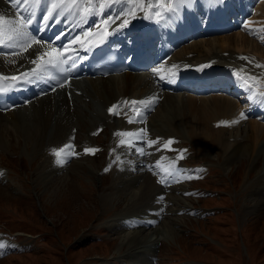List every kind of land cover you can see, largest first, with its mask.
<instances>
[{"label": "rangeland", "instance_id": "obj_1", "mask_svg": "<svg viewBox=\"0 0 264 264\" xmlns=\"http://www.w3.org/2000/svg\"><path fill=\"white\" fill-rule=\"evenodd\" d=\"M2 1L0 13L8 15ZM86 97L77 91L72 98L91 105L92 99L85 101ZM81 110L86 123L70 120L62 139L39 135L43 121L38 115L37 121L27 116L25 124L38 128V142L25 143L22 135L17 139L13 135L6 148L0 146V235H8L6 240L0 238V264H264V141L251 169L247 156L227 159L211 142L201 148L184 136H173L167 148L174 155L168 154L173 171L164 177L173 174L176 179L160 182L163 156H153L156 147L145 151L153 173L145 175L160 190V197L152 196L150 202H159L160 208L150 209L149 221L141 212L145 208L136 207L122 217L128 207V190L117 182V174L124 173L119 169L120 157L113 156L119 152L112 154L110 149L115 127L107 121L91 123L92 113L84 107ZM52 121L51 117L48 124ZM214 129L232 131L221 125ZM225 131L222 137L228 138ZM147 132L152 141L166 138L153 130ZM64 140L76 143L71 151L76 155L70 152V158L58 163L52 150L68 145ZM134 151L119 154L125 162L143 161L139 160L143 156H137L141 153ZM179 198L184 202H177ZM132 218L149 222L141 227L144 236L165 229L163 222L175 232L169 240L136 239L133 248L127 249L128 238L123 244L120 239L130 231L124 224Z\"/></svg>", "mask_w": 264, "mask_h": 264}, {"label": "bare ground", "instance_id": "obj_2", "mask_svg": "<svg viewBox=\"0 0 264 264\" xmlns=\"http://www.w3.org/2000/svg\"><path fill=\"white\" fill-rule=\"evenodd\" d=\"M49 1L41 0L39 5L41 12L48 13L51 9ZM84 1L79 0L80 3ZM149 3L153 6L149 7ZM168 3L169 0H90L93 12L85 17L84 23L86 24L92 23L100 13L103 17H112V23H115L117 29H121L122 27H119L121 22L127 19L128 24L123 25V27H127L123 36H128L141 30L150 29L152 25L150 20L154 13L159 12L162 15L167 12L164 23L170 31L174 32L171 26H179L182 33L188 35L186 40L176 38L177 45L170 49L168 56L161 61L152 62L147 70L124 71L118 75L105 77L82 75L64 85H60L62 81H59L53 91L49 90L43 95L40 94L39 97L36 94L30 97L27 106L22 102L21 105L9 106L0 110L1 148L2 145L6 148L10 139H14V137L17 139V135H22L25 143L32 144L34 139L38 142V128L33 129L25 124L27 116H35L37 121L38 115L43 121L42 126L38 129L39 135L46 133L50 136L53 134L62 139L65 136L63 135L64 132L70 127L68 125L70 120L72 122L78 121L79 125L86 123L82 120L81 109L82 107L87 108V111H90L94 116L93 118L91 115V123L98 120L104 121V123L107 121L114 125L112 127H115L113 129L116 132L115 138H118L117 141L114 138V142H117L114 153L119 151L125 153L124 149L131 152L135 150L136 153L141 152L143 158L141 157L139 160L144 159L143 161L135 162V159H132V162H125V159H121L123 165L119 169H122L124 173L120 171L119 175L117 174L119 176L117 182L120 180L119 184L128 190V196L125 197L128 207H125L121 216H125L126 213L131 214L137 210L136 207L145 208L144 211H140L145 214L144 216H147L148 221L153 216L152 210L159 207V202H154L153 205L150 198L160 195V190L158 189L159 184L158 186L155 185L154 180L145 175L146 171L153 174L152 169L149 168L150 162L147 164L149 158L145 156V151L153 152L151 148L156 147L157 151L153 152V156L162 158L164 146L163 141L160 142V145H158V140L152 141L150 139L152 135H149L147 131L153 130L160 136L164 135V137L184 136L201 148L211 142L217 146L220 156L227 159L232 160L234 157L244 158L247 156L248 167L253 169L255 167L254 156H259L257 148L264 141V103L259 102V97L264 91V0H224L223 5L211 2L214 10L219 12L223 18L226 17L221 23H211L208 19L211 6L205 5L208 4L207 0H195V2L189 0L187 4H184V9L180 10L179 6L175 12H169L166 9L175 6L176 1H173L170 6ZM236 3L241 6L240 11L236 13L245 10L243 16L235 17L232 14L233 4ZM255 4L261 5L254 7ZM0 5L2 4L0 3ZM0 7L3 8L4 6ZM33 7L36 8V5ZM225 7L230 8L231 12L228 16L223 13ZM27 15L28 10L23 11L22 16ZM57 15L58 11L47 21L44 19L47 24L38 37L49 41L53 36L63 33V37L54 41L53 44L64 49L67 44V47L71 46L76 51L77 43H70L68 37L79 32L83 25L82 17H78L72 23L73 17L70 15L61 16L59 21L53 23ZM4 16L8 17L9 15ZM10 18L14 19L11 16ZM219 19H221L219 16L215 18V20ZM70 23H72L71 26ZM211 25L214 26L215 30L204 35ZM3 26L5 35H12L9 31L11 26L8 25L6 19ZM192 28L198 31L191 34ZM227 28L228 32H226ZM24 29L27 31L25 26ZM28 37L29 39L23 43V46L18 45V51L9 47L2 48L13 52L14 55L10 59L0 58V73L17 71L21 67L20 64L29 61L35 51L50 52L51 47L38 40L39 43L34 42L29 52L23 55L22 50L30 41L36 40V36L31 37L28 34ZM55 51L59 52L60 48H55ZM48 55L50 56L51 53ZM37 60L38 57L36 56L30 62ZM205 60H213L223 66V69L218 71L216 75L224 77L229 82L228 92L219 86L205 85L204 81L199 79L190 84L174 79L178 75L177 73L183 70L180 67L183 63H199ZM41 65L42 62H39L38 67ZM173 65L175 67H172ZM177 83L182 85L181 92L174 90ZM77 91L88 95L85 101L92 99V104L89 106L75 102L72 97ZM235 96L238 98H234ZM135 98L143 101L144 103L141 104L145 106L144 112H141L137 119L131 117L132 113L129 110H123L132 107L129 101L132 102ZM240 99H243L242 105L239 103ZM113 106H117L115 113H110L109 108ZM261 107L263 110H260ZM152 110L153 112L148 115V112ZM241 113H244L243 117ZM125 116L128 117L127 120ZM147 116L149 117L147 118ZM51 117L53 121L49 125ZM232 121L236 122L232 123ZM217 125L232 128V131L214 129ZM10 129L15 132L11 133ZM224 131L229 132L228 138L222 137ZM231 132L234 133L231 134ZM50 166L51 169H55V166L53 167L51 164ZM158 171L161 172V176H159L161 182L165 180L164 175L169 170L159 169ZM123 178L126 180L122 181ZM176 201L184 202L180 198ZM116 218L120 217L117 216ZM148 221H145L144 218L139 220L132 218L128 223L125 222L124 225L130 226L131 229L123 233L120 240L122 243V240L128 238L124 242L127 249L142 239H145L146 242H150L152 238L169 240L174 234V230H171V227L163 222L162 225L165 229L158 228L150 235L144 236L141 227ZM136 239L139 240L135 241Z\"/></svg>", "mask_w": 264, "mask_h": 264}, {"label": "snow or ice", "instance_id": "obj_3", "mask_svg": "<svg viewBox=\"0 0 264 264\" xmlns=\"http://www.w3.org/2000/svg\"><path fill=\"white\" fill-rule=\"evenodd\" d=\"M9 2L14 6H18L21 4L27 5L29 3L36 5L39 4L41 2V0H9ZM50 2H52V8L56 9V8H60L61 10H63L64 7H67V5H64L62 2L61 3H56L54 2V0H50ZM189 2V0H176V4L173 7H169L168 9H166L169 12H175L176 8L179 6H182L184 4H187ZM211 2L213 4H222L224 3V0H211ZM153 5L151 3H149V7H152ZM55 13L52 10L48 11V15L44 17L45 21H47L48 19L52 18V16ZM154 15L159 16L160 13L156 12L154 13ZM5 21V17L4 15L0 14V32L3 31V24ZM30 17L28 16H22L20 20H16V19H8L7 23L8 25H10L11 27L9 28V31L12 33V35H10L8 37V43H5V41L3 39H0V47H9V48H13L15 50H19L18 45L23 46V43L29 39L28 34L26 32V30L23 28V24L25 23H30ZM107 23V21H105ZM128 24V20L124 19L121 22V25L119 27H122L123 25H127ZM119 30V28L117 29ZM36 43H39V41H36ZM68 59V57H64L62 59H60L57 63V67L59 68L60 65H62L63 63L66 62V60ZM75 61L73 60V63ZM49 63H51V61H49ZM172 67H175V65H173ZM60 71H63V68L59 69ZM157 71H159V69H157ZM23 76L25 77V79H23V82L25 83H31L32 79H38L40 77V72L38 71H32L31 73V77L28 78V73H24ZM11 79L13 80H19L20 78L17 76H13ZM5 92V89L3 86H0V94H3ZM259 102L260 103H264V94H261L259 97ZM132 104H136V101H132ZM139 103H144L143 101H140ZM117 106H113L112 108H109V112L110 113H115V108ZM241 116H244V113H241ZM236 121H232V123H235ZM222 123H228V122H222ZM121 143H123V141H121ZM169 143H171V141H169ZM73 145L68 144V145H64L63 147H61L59 150L57 149H53V153L56 155V157L58 158L57 162L58 163H62L63 161L59 159L61 153H65L66 155L68 153H70L73 149ZM86 151L88 152H94L95 149H86ZM174 178L173 174H168L167 179L164 181L165 183L169 182L171 179Z\"/></svg>", "mask_w": 264, "mask_h": 264}]
</instances>
